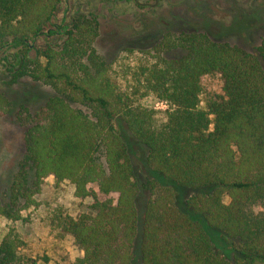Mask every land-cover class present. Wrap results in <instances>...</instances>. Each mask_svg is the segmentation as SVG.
<instances>
[{
  "label": "trees",
  "instance_id": "1",
  "mask_svg": "<svg viewBox=\"0 0 264 264\" xmlns=\"http://www.w3.org/2000/svg\"><path fill=\"white\" fill-rule=\"evenodd\" d=\"M62 1L0 0L10 81L28 77L52 90L33 112L14 111L0 92V116L24 125L23 155L0 216L20 220L53 176L90 200L61 222L80 251L71 264H264V37L249 51L197 28L167 31L120 86L95 48L97 17L55 23ZM42 34L64 40L31 57ZM174 50L182 54L165 55ZM209 74L221 87L202 106L201 79ZM134 143L145 151L142 180ZM19 245L4 237L0 264H21Z\"/></svg>",
  "mask_w": 264,
  "mask_h": 264
},
{
  "label": "rangeland",
  "instance_id": "2",
  "mask_svg": "<svg viewBox=\"0 0 264 264\" xmlns=\"http://www.w3.org/2000/svg\"><path fill=\"white\" fill-rule=\"evenodd\" d=\"M82 13L97 17L99 33L95 48L111 63L112 77L120 86L132 76L136 67L150 61L144 52L152 50L154 43L167 31L197 28L207 31L213 40L226 41L249 51L264 37V0H63L55 13L54 22L64 20L69 23ZM63 40L62 35L42 34L32 42L28 54L34 57L36 49L47 45L59 47ZM11 54L10 50L0 48V92L10 98L14 111L23 105L33 112L52 90L49 85L28 77L11 82L5 60ZM181 54L182 51L174 50L165 55L177 57ZM201 86L199 97L204 106L208 94L220 91L221 80L217 74L205 75ZM145 100L157 110L166 107L152 96ZM23 134L24 125L13 114L0 116L2 200H5L23 155ZM132 150L135 172L142 180L147 174L143 165L145 151L137 143L133 144ZM157 178L170 183L160 175ZM37 201L36 206L21 212L20 220L12 221L0 216V242L4 237L18 239L21 264H71L80 251L63 230L61 222L84 211L90 200L76 197L70 183L56 184L53 176H48L44 178ZM145 201L144 194L140 193L137 198L140 213ZM180 205L183 206V201ZM215 246L218 248L217 244ZM223 246L225 256H228L229 250L225 244Z\"/></svg>",
  "mask_w": 264,
  "mask_h": 264
}]
</instances>
